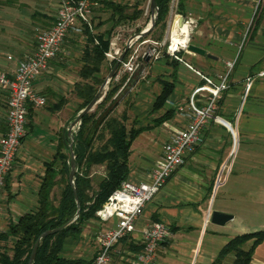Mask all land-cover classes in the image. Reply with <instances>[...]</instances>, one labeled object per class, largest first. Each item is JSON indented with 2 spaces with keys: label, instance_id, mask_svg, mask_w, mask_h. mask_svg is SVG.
Returning <instances> with one entry per match:
<instances>
[{
  "label": "crops",
  "instance_id": "0c3cea01",
  "mask_svg": "<svg viewBox=\"0 0 264 264\" xmlns=\"http://www.w3.org/2000/svg\"><path fill=\"white\" fill-rule=\"evenodd\" d=\"M5 1L0 0V10H16L22 14L14 23L16 28L9 25L7 29L0 19V69L10 73L16 60L34 49L35 34L52 23L57 0ZM109 1L132 7L145 0ZM261 3L262 0H177V11L190 13L197 20L192 43L212 56L190 52L183 55L185 62L213 78L225 71L227 62L235 63L229 76V89L217 103L216 115L223 122L210 119L205 124L184 163L146 202L136 219V229L129 237L139 243L142 230L153 221L173 225L175 230L157 249L159 264H186L198 246V262L209 264L234 235L264 229V13L260 12ZM100 5L99 0L94 1L89 16L92 27L93 19L99 22V11H103ZM257 9L260 21L253 34L244 40L246 26ZM83 38L85 42L84 35ZM74 40L71 36L65 37L47 68L32 82L33 89L45 97V103L27 111L25 135L0 191V233L37 207V191L45 163L51 160L60 138L69 141L65 128L79 104L73 89L81 80L78 71L84 46L83 42L81 48L75 47ZM247 40V49L235 60L237 50ZM5 54L12 55L13 59L6 61ZM141 72L143 75L139 72L137 75L143 81L141 78L132 81L135 92L126 108L128 127L133 123L150 126L136 136L130 147L127 180L134 183L150 180L151 169L162 153L163 144L175 130L186 126L188 118L182 112L189 113L191 95L195 93L198 105H202L207 96L205 90L196 92L203 80L183 62H175L169 56L149 62ZM258 73L262 74L255 76L246 89V78ZM162 81H172L174 90L166 105L154 111L152 105L161 92ZM136 82L140 83L134 84ZM5 94V89L0 87V138L5 132ZM61 97L65 102L55 108ZM167 109L174 111L172 116L153 125L154 119ZM220 174L223 181L216 185ZM89 175L96 188L105 175L104 166L93 165ZM212 210L233 217L224 225H217L210 222ZM86 223L75 239L78 248L92 247L94 255L98 229L106 227L107 223L99 218ZM208 223L211 227L206 230ZM12 240L9 237L6 244L0 242V246L8 248ZM117 246L122 244L118 242ZM250 264H264V241L256 246Z\"/></svg>",
  "mask_w": 264,
  "mask_h": 264
},
{
  "label": "trees",
  "instance_id": "16d2710c",
  "mask_svg": "<svg viewBox=\"0 0 264 264\" xmlns=\"http://www.w3.org/2000/svg\"><path fill=\"white\" fill-rule=\"evenodd\" d=\"M170 1L156 0L157 18L154 28L148 35L157 30L155 38L157 40L164 36ZM5 2L9 3V0ZM99 3L101 10H109L108 20L111 25L103 31L94 30L103 24L102 21L94 27L83 26L85 42L81 55L82 66L78 71L81 80L74 84L73 89L74 96L79 100L75 115L93 99L105 80L103 68L106 64L107 71L110 72L116 62V60L109 62L105 56L114 29L124 22L139 19L143 14L139 3L132 7L109 0H99ZM259 21L260 17L256 16L250 35ZM172 60L177 62L174 58ZM115 74L109 81L102 100L83 115L74 136L73 151L76 161L74 185L80 205L78 217L73 219L77 204L72 185L67 180V173L70 170L69 150L67 142L60 138L51 160L45 163L44 174L37 191V207L21 215L16 223L9 224L7 230L0 233V242L3 245L9 237L13 239L10 247L0 246V264H27L31 247L38 235L42 231L57 227H60L57 231L39 240L31 264L91 262L93 257L90 259L66 257L63 254L65 240L77 237L88 220L98 218L96 212L122 181L127 179L128 159L133 140L141 131L150 128L135 126L136 123L128 127L126 108L129 103L120 114L115 112L118 105L116 93L124 87L127 77L123 75L115 80ZM161 85V92L152 105L154 111L166 105L169 95L174 90L172 81H162ZM64 102L65 99L61 97L55 108H59ZM173 112L172 109H167L162 116L154 119L153 125L169 119ZM93 165H103L105 168V175L101 177L96 188L93 187V180L89 175ZM169 228L171 232L175 230L173 225H169ZM263 241L264 229L234 235L220 248L209 264H250L256 246ZM119 243L126 251L137 252L141 249V244L133 242L128 236L122 238ZM163 243L166 241L161 244Z\"/></svg>",
  "mask_w": 264,
  "mask_h": 264
},
{
  "label": "built area",
  "instance_id": "2783aa9c",
  "mask_svg": "<svg viewBox=\"0 0 264 264\" xmlns=\"http://www.w3.org/2000/svg\"><path fill=\"white\" fill-rule=\"evenodd\" d=\"M94 1L57 0L52 23L34 36V49L16 60L12 72L8 73L0 69V87L4 88L6 93L5 132L0 138V191L25 135L28 108H38L45 103V97L33 89L32 82L41 71L47 68L48 62L56 55L67 35L82 33L84 25L91 27L89 16ZM170 2L171 6L163 38L160 40L146 39L137 44L136 41L139 37L136 36L130 41L127 52L116 70L115 80L126 75V84L135 73L143 71L149 62L167 55L183 62L200 80H203L202 86L196 92L205 90L207 96L203 104L198 105L194 100L195 93L191 95L188 102L189 113L182 112L188 118V122L183 129L175 130L163 144L162 153L151 169L150 180L140 183H134L127 179L122 181L96 212L99 220L107 223V226L97 232L95 254L88 264H112L115 256L127 261L128 264H158L157 249L172 234L169 225L162 221H153L142 230L139 251H123L122 253L116 249V246L122 238L130 237L134 233L136 219L142 208L164 187L172 174L184 163V158L199 140V135L205 124L210 119L223 122L216 115L217 103L222 93L229 89V76L235 61L227 62L225 71L218 74L216 78L203 74L185 62L183 55L191 52L188 50V44L191 34L196 28L197 20L190 13H179L176 0ZM258 10L255 11V14ZM250 23L246 26L244 40L250 35L253 28H250ZM174 32L179 36L186 34L187 40L185 42L176 41L173 38ZM145 42L150 44L144 50L141 46ZM126 43L127 41L122 38L121 31H115L109 48L105 52L106 59L109 62L117 60ZM146 56L149 57L148 61L145 60ZM1 59L0 55V62ZM3 59L10 61L13 57L10 54H5ZM261 74L249 75L246 78V89L250 87L255 76ZM222 181L223 177L220 174L216 185L221 184Z\"/></svg>",
  "mask_w": 264,
  "mask_h": 264
},
{
  "label": "rangeland",
  "instance_id": "374dc122",
  "mask_svg": "<svg viewBox=\"0 0 264 264\" xmlns=\"http://www.w3.org/2000/svg\"><path fill=\"white\" fill-rule=\"evenodd\" d=\"M176 2H177V0H176ZM170 6H171V2H170ZM139 7H141L143 9V14L141 15V17L139 19L135 20V21H127V22H124V23L118 25L114 29V31L112 33V36L115 33V31H121L122 38L124 39V41H127L128 38L131 37L132 35L137 34L138 32L146 29V27L149 25L150 20H151V11H150V6H149V0H145L142 3H139ZM95 10H97V9H95ZM129 11H131V9ZM258 11L254 15V18L257 16ZM261 11H263V13H264V0H262V3H261L260 12ZM99 13H100L99 21H102L103 24L101 26L97 27V28H94L95 31H103L104 29L108 28L111 25L110 21L108 20V17L110 15L109 10L105 9L103 11H99ZM21 16H22L21 12L16 11V10H4V9L0 10L1 22L6 27L10 25L11 27H9V28H16L17 26L14 25V23L17 21L16 19H18ZM253 19H252V21L250 23V28H252L253 25H254V20ZM97 21H98L97 18L93 19V22H92L93 25H96L98 23ZM7 29H8V27H7ZM165 31H166V29H165ZM157 33H158L157 30H155V31H153L152 34L148 35L145 38L139 37L138 40L136 41V43L138 44V43H140V42H142L143 40H146V39H155L157 37ZM164 34H165V32H164ZM193 34H194V31L191 34L190 43H192L191 40H192ZM67 36H71L73 40L75 39L74 40L75 42H73V44H76V45H74L75 47H77V48H81L82 47L83 42H84V38H83L82 33H76V34L75 33H70V35H67ZM248 41L249 40H247L246 43L242 44L240 46V48L237 50L235 60L239 57V55L241 53H243L244 50L247 49L246 46H247ZM120 44H121V46L123 45L122 42ZM149 44H150L149 42H145L141 47L145 50L149 46ZM139 73H140L139 75L142 74L141 71ZM108 74H109V72L107 71V64H106V66L103 68V75H104L105 78H107ZM138 78H141V77L138 76L137 73H135L133 78L130 81H128L126 84H124V87L116 93V94H118V96L116 98L117 103H118L117 108L115 109L116 113L120 114L122 112V110L125 109V106L127 105V103H130V101L133 99V93L135 92V89L132 88V86H133L132 85V81H134L135 79H138ZM141 81H143V79ZM139 83L140 82H136L134 84L138 85ZM107 88H108V84L106 85V87L103 90V92H105L107 90ZM127 107H128V105H127ZM74 117H75V115H74ZM99 171H100V176H102L103 168H101ZM86 224L87 223H85V225ZM85 225H84V227H85ZM207 227L210 228L211 224L210 223L207 224L206 230H207ZM102 228H104V227L101 226L98 229V231L100 229H102ZM77 241L78 240H76L75 238H71V239L67 238L66 247H65L66 250L63 252V254L66 257H72V258H76V257L91 258L93 256L92 247H86L85 248V247L81 246V248H78L80 246L77 245ZM204 243H205V246H206L207 242H204ZM116 249L121 251L122 253L125 250V248H122L121 246L120 247L116 246ZM199 249L200 248L198 246L197 249L195 250V253H194L192 259H190V261L187 262L186 264H200L198 262L199 260H198V257H197ZM112 264H128V262L119 259L118 256H115L113 258Z\"/></svg>",
  "mask_w": 264,
  "mask_h": 264
},
{
  "label": "water",
  "instance_id": "95a60500",
  "mask_svg": "<svg viewBox=\"0 0 264 264\" xmlns=\"http://www.w3.org/2000/svg\"><path fill=\"white\" fill-rule=\"evenodd\" d=\"M149 6H150V11H151V20H150L149 25L146 27V29H144V30L138 32L137 34H134L128 38L126 46H125L122 54L116 60L114 66L112 67L109 74L107 75V78H105L103 83L100 85V87H99L98 91L96 92V94L94 95L93 99L85 107H83L82 109H80L76 113L75 117L72 119V121L69 122V124H67V126L65 128V134H66L67 138H69V141H67V150H69V155H70V170H69V173H67V180H69V183L72 185V188L74 191V197H75L76 204H77L76 213H75L73 219L78 217L79 210H80V205H79L77 194H76V188L74 185L75 171H76V161H75V155H74V151H73L74 136L79 129V125L81 123V119H82L83 115L86 114L87 112L91 111L93 109V107L95 106V104L102 100L103 95L105 93V92H103V90L105 89L106 85L109 83L111 78L114 76V74H115V72H116V70L120 64V61L123 59L124 55L127 52L128 44L130 43V41H132L136 36L137 37H143V36L148 35L152 31V29L154 28L155 21L157 18L156 0H149ZM188 50L193 52V53H197V54H200L203 56L206 55L208 57H212L210 54L207 53V51L205 49L198 47L193 43L188 44ZM148 59H149V57L146 56L145 60L148 61ZM232 217H233V215H231L229 213H224V212L218 211V210H212L210 213V222L217 224V225H224L227 221L232 219ZM59 228L60 227H57L54 229H48V230L42 231L38 235V237L35 239L32 247H31V250H30V253L28 256V260H27V264L32 263L39 240L42 237L57 231Z\"/></svg>",
  "mask_w": 264,
  "mask_h": 264
},
{
  "label": "bare ground",
  "instance_id": "6f19581e",
  "mask_svg": "<svg viewBox=\"0 0 264 264\" xmlns=\"http://www.w3.org/2000/svg\"><path fill=\"white\" fill-rule=\"evenodd\" d=\"M173 38L176 40V41H178V42H185L186 40H187V38H186V34H183V35H181V36H179V34H177V33H173ZM220 121V120H219Z\"/></svg>",
  "mask_w": 264,
  "mask_h": 264
}]
</instances>
